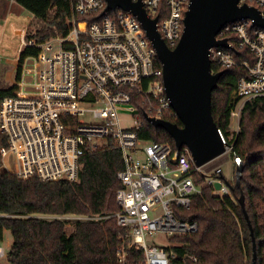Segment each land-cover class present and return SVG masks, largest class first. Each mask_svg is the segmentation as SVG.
Returning a JSON list of instances; mask_svg holds the SVG:
<instances>
[{
    "label": "built area",
    "instance_id": "2783aa9c",
    "mask_svg": "<svg viewBox=\"0 0 264 264\" xmlns=\"http://www.w3.org/2000/svg\"><path fill=\"white\" fill-rule=\"evenodd\" d=\"M130 2H139L147 18L156 19V32L173 50L190 0ZM238 5L255 8L264 18V0H239ZM106 7V0H74L66 35L42 44L23 43L37 48L38 54L23 61L17 90L0 103V133L7 141L0 149L2 168L19 179L75 183L82 157L112 142L123 162L117 174L121 187L115 192L119 209L112 215L79 220L115 219L122 229L115 264L196 261L176 252L181 247L176 239L197 229L195 223L180 220L178 211L188 210L202 188L214 189L219 182L214 194L230 196L228 186L217 178L221 168L212 175L206 171L210 162L197 168L187 148L177 150L168 143L139 138L143 122L135 98L146 102L148 118L163 120L172 110L162 68L137 17L129 10L105 11ZM76 16L86 19L77 21ZM215 39L225 40L227 47L209 49L211 65L220 70L242 67L246 72L232 92L237 103L231 116L238 118L246 101L264 97V29L242 19L224 25ZM121 114L131 118L132 125L122 126ZM193 174L203 182L197 184ZM6 259L0 246V264Z\"/></svg>",
    "mask_w": 264,
    "mask_h": 264
},
{
    "label": "trees",
    "instance_id": "16d2710c",
    "mask_svg": "<svg viewBox=\"0 0 264 264\" xmlns=\"http://www.w3.org/2000/svg\"><path fill=\"white\" fill-rule=\"evenodd\" d=\"M8 1L28 11L40 23L35 32L24 36V43L42 44L56 35L68 33L66 23L72 18L74 0ZM84 19L85 16H76L77 21ZM37 54L35 47H24L20 51L15 82L20 80L23 61ZM157 64L160 67V63ZM211 70L222 72L212 93V118L231 148L232 156L241 161L243 170L238 187L235 168L234 178L225 180L230 196L214 194V189L206 186L200 195L193 197L188 210L178 211L180 220L195 223L197 229L176 239L181 244L176 252L180 256L196 258L187 264H264V97L243 104L238 132L233 139L227 140L231 112L237 103L232 99V92L237 80L246 76V72L242 67L220 70L213 64ZM16 90L15 85L0 89V103L12 97ZM134 105L143 122L139 138L168 143L174 148V141L164 130L146 122V102L135 98ZM162 119L182 126L172 110L167 111ZM6 146V137L0 133V149ZM81 166L78 182H43L36 178L15 177L2 168L0 157V240L5 231H9L12 238L4 264L116 263L115 252L122 229L114 218L77 221L70 234H66L63 220L37 218L104 216L118 211L115 192L121 187L117 174L123 169V162L117 146L110 142L107 147L84 155ZM193 178L197 184L203 182L196 174ZM241 198L251 232L240 207Z\"/></svg>",
    "mask_w": 264,
    "mask_h": 264
},
{
    "label": "water",
    "instance_id": "95a60500",
    "mask_svg": "<svg viewBox=\"0 0 264 264\" xmlns=\"http://www.w3.org/2000/svg\"><path fill=\"white\" fill-rule=\"evenodd\" d=\"M238 1L190 0L183 21L181 38L175 48L170 50L156 32V19L147 18L139 2L106 0L105 11L113 10L115 7L129 10L142 24L147 38L155 48L162 68L165 95L182 126L178 127L176 124L148 117H145L146 121L154 128L164 130L174 141L177 150L187 148L197 168L221 156L228 147L225 137L212 118V93L217 88L222 72H211L209 49L227 47L225 40L217 41L215 37L228 23L250 19L254 26L264 29V18L259 11L246 5L239 6ZM235 160L236 186L238 187L243 165L239 159ZM220 180L228 186L223 175H220ZM219 189L220 184L216 182L214 190ZM239 203L251 232L243 198L239 200ZM252 250L254 261L253 237Z\"/></svg>",
    "mask_w": 264,
    "mask_h": 264
},
{
    "label": "rangeland",
    "instance_id": "374dc122",
    "mask_svg": "<svg viewBox=\"0 0 264 264\" xmlns=\"http://www.w3.org/2000/svg\"><path fill=\"white\" fill-rule=\"evenodd\" d=\"M0 89H7L11 86L13 80V67L8 65L7 61L13 60L16 57L17 49L22 43L24 48V36L29 33L35 32L39 27L40 23L36 20L28 11L23 9L17 4L8 5L7 0H0ZM12 72V74H10ZM238 118H230L229 126V137L227 140L234 138V135L238 132ZM120 122L122 126L132 125V120L125 114L120 115ZM236 162L235 157L232 156L231 148L228 146L225 152L217 157L216 159L210 161L206 166V171L209 175L213 174V170L216 168H221L222 175L225 180L230 181L234 178V163ZM6 169L11 170V166L7 163ZM216 191V190H215ZM215 194L220 195L219 192ZM39 219L53 220L60 219L66 222V234L72 232L74 223L80 221V216L67 215V216H37ZM163 242V238H159ZM12 242L11 235L9 231H5L0 240V246L4 248L6 253L10 250V245ZM6 261L2 260L1 263L4 264Z\"/></svg>",
    "mask_w": 264,
    "mask_h": 264
},
{
    "label": "crops",
    "instance_id": "0c3cea01",
    "mask_svg": "<svg viewBox=\"0 0 264 264\" xmlns=\"http://www.w3.org/2000/svg\"><path fill=\"white\" fill-rule=\"evenodd\" d=\"M7 1H8V0H7ZM11 4H15V3H14L13 1H8V5H11ZM0 5H1V3H0ZM22 49H23V47H22V43H21V44L19 45V48L17 49L16 57H15L13 60H9V59H8V61H7L8 65H11V66L13 67V70H14L13 75H12L13 80H12L11 85H15V81H14V73H15V69H16V67L18 66L19 53H20V51H21ZM26 72H27V69H25V71H24V74H25V75H27ZM10 74H12V72H11Z\"/></svg>",
    "mask_w": 264,
    "mask_h": 264
}]
</instances>
